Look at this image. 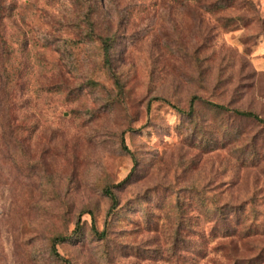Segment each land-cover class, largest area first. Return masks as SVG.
<instances>
[{
    "label": "rangeland",
    "instance_id": "1",
    "mask_svg": "<svg viewBox=\"0 0 264 264\" xmlns=\"http://www.w3.org/2000/svg\"><path fill=\"white\" fill-rule=\"evenodd\" d=\"M58 236L264 264V0H0V264H65Z\"/></svg>",
    "mask_w": 264,
    "mask_h": 264
},
{
    "label": "trees",
    "instance_id": "2",
    "mask_svg": "<svg viewBox=\"0 0 264 264\" xmlns=\"http://www.w3.org/2000/svg\"><path fill=\"white\" fill-rule=\"evenodd\" d=\"M100 42L102 44V53H103V58L104 60L108 61V57H109V52H110V45H109V40L106 39V38H100ZM192 101L190 102V105H189V113H192V108H191V105H192ZM211 107H213L214 109H217L219 111H227V112H231L235 115H238L240 117H243V118H249V119H253L255 121H258L260 123H263L262 120L259 119V117H257L256 115L252 114L251 112H246V111H239V110H230L228 108H225L224 106H220V105H216V104H209ZM179 112H181V110H177ZM183 113V112H181ZM107 193V196L109 197V199L111 200L112 202V207L115 206V198L113 196V194L110 192V191H106ZM227 219V218H225ZM228 225V223H227ZM92 232L99 238H102L104 237V232L102 231L101 233H98L97 230L92 227ZM74 233V232H73ZM229 233V232H228ZM68 237L67 236H58V237H55L53 238L52 240V253L54 255H56V257L60 260H62L65 264H68L66 261H64L61 257H59V255L56 253V250H55V246L57 244H60V243H63L65 241H67ZM232 264H239V261L237 260H234Z\"/></svg>",
    "mask_w": 264,
    "mask_h": 264
}]
</instances>
